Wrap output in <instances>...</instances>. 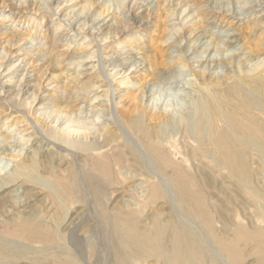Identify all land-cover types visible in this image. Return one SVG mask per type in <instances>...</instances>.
Masks as SVG:
<instances>
[{"label": "rangeland", "instance_id": "374dc122", "mask_svg": "<svg viewBox=\"0 0 264 264\" xmlns=\"http://www.w3.org/2000/svg\"><path fill=\"white\" fill-rule=\"evenodd\" d=\"M103 6L109 10L100 15ZM116 19L125 23L123 30ZM252 42H264V0H0V237L3 227L11 228L16 234L9 241L24 247L19 255H0V264H161L150 244L130 241L155 234L170 213L164 198L155 199L147 187L161 175L139 173L95 193L81 175L86 158L72 143L94 141L109 124L123 128L118 108L137 94L152 110L170 113L168 137L177 147L194 144L182 137L179 119L190 116L193 101L207 94L264 142V114L257 104L242 108L222 93L237 79L249 91L246 80L264 68V49L249 52ZM214 79L222 92H211ZM66 82L73 88H61ZM64 99L72 103L71 114L56 111ZM220 122L226 127L225 119ZM132 137L128 134L144 158ZM170 152L190 164L174 146ZM250 152L245 171L184 174L194 180L198 210L213 225L218 220L210 235L232 264H264V157ZM23 158L33 164L18 175ZM172 203L191 217L175 199ZM129 242L136 254L125 257Z\"/></svg>", "mask_w": 264, "mask_h": 264}, {"label": "bare ground", "instance_id": "6f19581e", "mask_svg": "<svg viewBox=\"0 0 264 264\" xmlns=\"http://www.w3.org/2000/svg\"><path fill=\"white\" fill-rule=\"evenodd\" d=\"M251 8L252 7H250V9ZM108 10L109 8L105 6L99 14L101 15ZM37 11L39 10H36V12ZM236 14L237 13H235V15ZM116 21V25L119 26V29L122 27L123 30V27L126 26L125 23L117 19ZM82 28H84V24ZM111 28H116L114 31H117L118 29V27H115L114 25L109 29ZM179 39L181 38L179 37ZM213 43H215L214 40ZM250 46L251 47H248L249 52H261L264 49V42H256L254 44H251ZM244 78L247 77L244 76L242 80H244ZM233 79H235V77ZM217 80L220 81L218 78ZM217 80H215L214 83L209 81V83L211 82L212 84L211 92L213 93H216L217 91L222 92L218 88V85H220V83L218 84ZM237 80L234 81L231 86H226L222 93L224 95L226 94V96L230 98V100L236 102L237 105L241 106L242 108L245 107L252 110V105L257 104V108L260 109L262 114H264V68L256 70V72L254 74L252 73V76H250L246 80V82L248 81V83H250V85H248L250 86L249 91H245L243 86L237 83ZM122 81V83H127L128 80L124 79ZM200 82L203 83L202 78ZM94 86L95 85L90 86V89H97V87L95 88ZM61 88H63L65 91H68L73 88V86L67 84L66 82L61 86ZM81 89L84 88L82 87ZM33 98H35V96ZM216 101L217 99H215L214 96H210L209 94L201 97L198 96L196 100L193 101L195 102V107L191 115L189 116V114H181V119H179L180 122L178 123V127L180 128V132L182 133V137L184 138V140H192L194 142V144H191L192 146H189L190 144H188L187 142L180 145L179 147L175 146L174 143H171V140H169L168 137L170 113L168 111H163L160 109L152 110L150 106L149 108L148 105L142 103L140 94L132 97L131 101L127 105H120V107L118 108L119 118L121 120V123L125 127L121 129H125L127 133L124 131L120 132L118 130L119 126H117L116 124H109L105 129H101L99 127L101 131H103H98L99 134L97 133V135H94V141H75L72 143V146L76 148V151L78 150L79 152H77L79 154H84L86 158L87 162H84L86 164L82 165L83 167L80 170L81 175L83 176L84 181L89 185V187H92L95 193H97L100 189L105 188L106 186H110L112 184H121L126 180H131L136 176V174L138 175L139 173L142 175H145L146 173L151 175L153 174L152 172H155V176L153 175L155 178H157L158 175H161V177L159 176L160 178L155 179L150 183L147 182L149 183L147 184V187L151 193L153 192V195H155V199L164 198L165 202H167L170 206V213H166V219H164V221H161V223L158 222L159 224L155 234H141L137 237H132L133 239L130 240L131 243L135 244L136 246H140V244H150L153 247V250L156 252L155 255H158L161 264H232L228 256L222 252V248L220 247L219 243L214 241L210 235L211 230H218V227L216 226L218 220H215L216 223L213 225L212 222H210L206 217V215H204L202 211L198 210V205L201 201V198L198 193L192 190L193 188L191 189V187L194 185V180L191 181L187 179L184 174L189 176V174L191 173L190 171L198 174L199 172L203 173L202 171H204L205 169L214 170L221 168L234 172L245 171L246 169H248L247 160L248 153L250 151L255 150L261 155V157H264V142L261 141V137L259 138L253 136V133L250 132L252 129H246L244 127L246 124L244 125L243 123L244 126L240 125V123L238 124L235 117L233 116V113H231L229 110H225L224 108L222 110H219V106L215 105ZM260 101L262 102L261 104H263V106L259 104ZM60 103L61 104L57 105L56 111H65L68 114L72 113V103L71 105H69L68 103L70 102H67L65 99L61 100ZM235 109L239 110L240 108ZM96 110L97 109H95V111ZM96 112L100 113L99 111ZM220 114H222L223 117ZM221 119L226 120V127L223 126V124L220 122ZM206 128L210 131V133H205ZM190 130L194 131L193 135L189 134ZM254 131L258 133V130ZM84 133H80V136H82L81 138H83V135H88V133H85L86 135ZM90 133L91 132H89V134ZM260 133L264 135L263 128ZM128 134L134 137V140L138 142V145H141L140 148H143L142 150L146 155L144 158L140 155V153L142 154V152H139L137 143L135 146L133 143H131L130 138L128 139ZM65 135L67 134L63 133L62 135H60V140L62 142L66 141ZM133 137L131 138L132 140ZM262 137L264 138V136ZM62 145L59 147L63 148V150H66L64 147H62ZM248 145L252 146V148L249 149V152L247 150ZM105 146L107 148L103 149V147ZM119 146L122 147V149H119ZM172 146L177 149L180 155L184 154L187 157V159L190 161V164L188 166L178 158V155L176 158V155L172 154L174 152H170V148ZM69 153H71V151ZM74 155L72 157H74ZM16 156L18 157V155H15L14 157ZM145 158L147 159L146 163L144 162ZM24 159L25 158H23V160L19 163V170L17 169L18 175L24 173L28 165L33 164V161ZM148 161L150 163V169H148V166L145 167L144 165V163L147 164ZM129 162H133V165L128 164ZM128 166L129 168L126 169H130L129 172L128 170H126L125 174L121 172L122 168ZM67 169L70 172V169ZM73 169L75 170V168ZM70 174H72V172ZM75 177H71L74 178L71 182L73 184V187L76 188L77 183ZM79 177L80 176L77 175V179ZM163 178L165 179V182L162 181ZM79 181L82 180L79 179ZM9 182H11L10 179ZM80 184L78 185L80 186ZM197 184L200 185V187H203V182L200 179L199 183ZM172 190L175 191V198L172 195ZM174 199L182 206L184 212H187L191 215L190 218L186 217V215H182L177 211L172 203ZM26 220H28L27 217H25V221ZM128 220H130V222H133V215L129 214ZM228 227V225H220V228H222V230L227 231ZM3 228L4 235H1L0 237V255L2 257H13L15 255L21 254L24 250L23 244L18 242L14 243L13 240L9 241V238L11 237L9 235H13L16 233L10 231L11 228ZM13 230L17 232V229ZM124 242L127 241H123V243ZM131 243L129 242L128 249H124L122 251L125 257L136 254V248L131 245ZM40 250L43 249L40 248Z\"/></svg>", "mask_w": 264, "mask_h": 264}]
</instances>
